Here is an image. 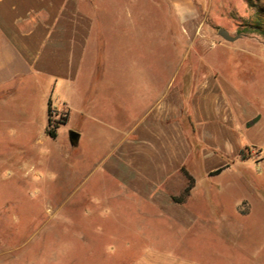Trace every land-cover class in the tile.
<instances>
[{
  "label": "rangeland",
  "instance_id": "rangeland-1",
  "mask_svg": "<svg viewBox=\"0 0 264 264\" xmlns=\"http://www.w3.org/2000/svg\"><path fill=\"white\" fill-rule=\"evenodd\" d=\"M89 2L103 32H137L120 52L128 77L215 70L264 116V0H190L180 13L171 0ZM220 28L240 38L225 41ZM23 88L0 99V264H264V141L215 181L198 174V219L181 227L105 197L115 189L100 179L110 133L74 112L65 122L58 96L46 102L39 86ZM51 106L58 123L49 124ZM70 132L81 135L78 146Z\"/></svg>",
  "mask_w": 264,
  "mask_h": 264
},
{
  "label": "crops",
  "instance_id": "crops-1",
  "mask_svg": "<svg viewBox=\"0 0 264 264\" xmlns=\"http://www.w3.org/2000/svg\"><path fill=\"white\" fill-rule=\"evenodd\" d=\"M171 3L178 13L191 5ZM89 8V0H0V99L23 86H39L46 102L58 96L65 122L74 112L94 131L110 133L100 179L115 189L104 196L188 228L198 219L191 215L197 196L206 193L198 174L213 182L242 150L261 147L264 116L215 70L167 80L128 77L132 65L120 52L137 32H103ZM187 175L193 188L182 200Z\"/></svg>",
  "mask_w": 264,
  "mask_h": 264
},
{
  "label": "water",
  "instance_id": "water-1",
  "mask_svg": "<svg viewBox=\"0 0 264 264\" xmlns=\"http://www.w3.org/2000/svg\"><path fill=\"white\" fill-rule=\"evenodd\" d=\"M218 35L228 42H235L240 38V35L232 36L226 29L220 28L218 30ZM80 135L77 132L69 133V142L72 146H76L78 144Z\"/></svg>",
  "mask_w": 264,
  "mask_h": 264
},
{
  "label": "trees",
  "instance_id": "trees-1",
  "mask_svg": "<svg viewBox=\"0 0 264 264\" xmlns=\"http://www.w3.org/2000/svg\"><path fill=\"white\" fill-rule=\"evenodd\" d=\"M50 123H51V120H50V118H49V124H50ZM56 123H58V122H56ZM48 134H49L52 138H55V137H56V135H55V131H54V130H51V129H50L49 132H48ZM187 176H188V175H187ZM188 179H189V185H188V187H187L186 190H185L184 196L181 198L182 200H184V199L189 195L190 190L193 188V180H192V178L188 176ZM174 200L177 201L176 198H174Z\"/></svg>",
  "mask_w": 264,
  "mask_h": 264
},
{
  "label": "built area",
  "instance_id": "built-area-1",
  "mask_svg": "<svg viewBox=\"0 0 264 264\" xmlns=\"http://www.w3.org/2000/svg\"><path fill=\"white\" fill-rule=\"evenodd\" d=\"M59 113L60 112H58L55 107H52V106L49 107L48 116H49V118L51 120V123H56L55 119H56V117L58 116Z\"/></svg>",
  "mask_w": 264,
  "mask_h": 264
}]
</instances>
